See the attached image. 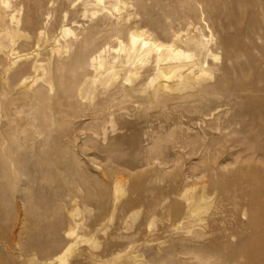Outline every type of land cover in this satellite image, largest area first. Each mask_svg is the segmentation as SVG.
Returning a JSON list of instances; mask_svg holds the SVG:
<instances>
[{"label":"rangeland","instance_id":"obj_1","mask_svg":"<svg viewBox=\"0 0 264 264\" xmlns=\"http://www.w3.org/2000/svg\"><path fill=\"white\" fill-rule=\"evenodd\" d=\"M224 1L214 0L215 8L196 6L194 33L209 39L216 62L227 69L217 71L218 77L237 80L247 91L148 98L149 90L138 85L155 73L151 62L132 81L122 73L108 88H99L94 107L105 102L111 107L94 117L85 110L87 99L70 97L72 66L83 52L76 45L61 54V62L51 60L55 91L39 111L57 122L44 141L26 137L34 110L19 99L22 88L0 90V264H135V255L141 264H250V253L254 264H264V248H249L264 231V49L253 50L244 41L251 54L228 60L239 47L236 25L227 17L232 10L218 9ZM158 2L139 5L151 25L154 18L163 19ZM11 3L22 25L33 22L49 30L47 43H63L64 28L77 33L91 25L85 8L91 9L93 0ZM172 6L176 11L181 4ZM110 12L108 29L118 26L126 33L136 26L133 15ZM24 41L0 53L1 67L13 71L17 56L34 49ZM110 45L116 47V41ZM106 54L109 59L113 53ZM201 193L207 199L191 224L194 234L207 233L199 239L179 218L187 211L186 198ZM53 223L52 236L47 228ZM199 248L194 257L192 250Z\"/></svg>","mask_w":264,"mask_h":264},{"label":"bare ground","instance_id":"obj_2","mask_svg":"<svg viewBox=\"0 0 264 264\" xmlns=\"http://www.w3.org/2000/svg\"><path fill=\"white\" fill-rule=\"evenodd\" d=\"M229 1L225 0L218 9L223 13L228 9L232 10L230 12L233 14L229 15L230 18L227 14V17L237 28L234 38L239 49L228 58L231 61L236 60L240 55L251 54L249 45L244 44V41L250 44L253 50H259L257 45L264 49V12H260L264 10V0H247V4L244 5L237 0L232 3ZM140 3L141 0H93L92 8H85V16L91 19V25L81 27L77 33L70 28H64L63 43L60 39H53L47 43L49 30L33 22L22 25L18 14L14 13L11 0H0V53L8 54L10 50H14V47L9 48L8 44L15 46L20 38L26 40L24 45L29 46L28 49L34 48L17 56L13 62L15 64L13 71H10L12 67L4 68L0 64V90L5 92L13 86L22 88L23 92L19 99L28 101V106L34 110L30 112L32 118L30 124L33 130L26 131V137L38 140L44 138L45 141V136L51 135L54 131L56 119L53 116L47 118L43 111L40 113L39 105L44 100H49L48 94L55 91L51 60L61 62L65 59L61 54L73 52L77 48L76 45H80V50L83 52L81 60H77L72 66L73 81L70 85V97L75 102L81 98L87 99L85 110L91 112L94 117L103 110L107 111V107H111L109 102H105L100 108L94 107L99 88H108L122 73L127 80L132 81L137 70L151 62L156 63L155 73L149 72L138 85L140 89L149 90L148 98L166 96L170 92L200 96L203 92L220 89L249 90V87L239 85L237 80L226 81L224 77H218L217 71L223 70L228 73L227 69L219 67L216 62L217 51L209 47V39L205 38L204 34L194 33L197 22L193 13L196 6L205 5L215 8L214 0H159L157 4L162 6L163 21L154 18L153 25L145 20L143 15L145 12L139 8ZM173 3H180V8L174 11ZM245 5L250 9L248 12L245 11ZM111 10L120 14L125 12L127 17L133 15L132 24H136L134 29L127 27L126 33L118 26L115 29H108L105 20L111 15ZM6 12H8L7 16ZM138 16L140 21L137 20ZM139 27L144 29L139 30ZM206 27L210 38L212 31L208 26ZM101 37L103 41L99 42ZM112 40L116 41L117 48L115 45H110ZM106 53L113 54L106 59L104 57ZM209 57L211 63L208 61ZM44 60H47V64L43 62ZM19 61L23 64L17 67ZM88 70L92 72L91 77L86 76ZM111 98L115 99V96ZM137 100L142 101V98ZM131 165L132 162H129V166ZM206 199L204 193L187 197V211L179 218L186 220L188 233L199 239L207 233L200 229L201 232L194 234L191 224L195 215L202 209L200 203ZM261 219L264 221V217L261 216ZM56 229L57 225L53 223L47 231L53 236ZM256 247L264 248V231L249 245L251 252H254ZM202 249L192 250L194 257L196 251ZM250 254H252L249 257L250 264H254L256 257L253 253ZM128 258L130 256L126 259ZM137 258V255L133 257V263H140Z\"/></svg>","mask_w":264,"mask_h":264}]
</instances>
